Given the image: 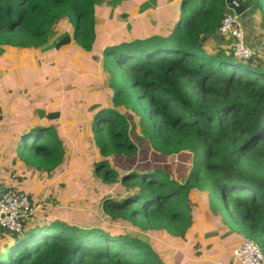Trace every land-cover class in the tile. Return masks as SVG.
I'll return each mask as SVG.
<instances>
[{"label": "trees", "instance_id": "1", "mask_svg": "<svg viewBox=\"0 0 264 264\" xmlns=\"http://www.w3.org/2000/svg\"><path fill=\"white\" fill-rule=\"evenodd\" d=\"M246 1L264 8V0ZM122 2L0 0V51L42 49L54 28L64 24L66 32L54 49L74 43L83 53L94 52L98 7ZM228 11L227 0H184L170 35L123 42L113 36L103 50L114 107L136 115L141 134L157 154H193L185 180L162 169L120 176L110 160L134 157L138 147L127 115L109 107L96 112L89 128L98 157L104 158L94 162L93 174L106 191L118 183L129 190L121 200L106 199L102 209L136 231L185 239L193 228L192 200L198 190L219 203L211 211L224 215V225L252 238L264 252V62L237 59L230 50V55L225 49L214 55L206 50ZM3 115L1 109L0 119ZM45 117L7 147L10 178L18 183L7 189L28 194L35 209L32 197L40 186H22L33 176L40 183L54 180L70 155L60 128L55 121L43 122ZM0 234V264H166L148 242L130 233L82 228L61 219L18 235Z\"/></svg>", "mask_w": 264, "mask_h": 264}, {"label": "rangeland", "instance_id": "2", "mask_svg": "<svg viewBox=\"0 0 264 264\" xmlns=\"http://www.w3.org/2000/svg\"><path fill=\"white\" fill-rule=\"evenodd\" d=\"M106 16L107 13L103 15L104 18ZM57 29L56 26L42 49L20 52L18 49L4 47L0 51V109L4 111L0 122L5 117L18 119L15 125L0 124V129L8 135L3 138L0 132V143L4 144H0L3 146L0 147L1 156L8 151L4 147L11 144L15 135H21L25 131L17 132L19 128L31 130L37 124L40 125L41 115L46 116L43 122L55 121L61 130L63 142L69 147L68 165L54 180L42 185V196L32 197L34 205L51 204L56 207L55 199L66 197L70 205L62 209L58 207V217L82 228L105 227L107 230H115V233H130L148 242L164 263L180 264V251L193 248L191 233L185 239L172 238L166 232L149 236L136 231L131 224L104 214L102 203L106 199L121 200L129 195V190L118 183L106 191L101 179L94 176V162L104 158L98 157L89 128L94 115L102 107L114 108L127 115L131 125L130 135L138 147V154L125 158L115 156L110 160L120 176L136 171L141 173L144 170L162 169L173 178L184 181L193 164V154L185 152L175 157H164L153 151L149 141L140 132L136 115L129 110L114 107L110 76L103 69V49L96 48L95 44V52L83 53L73 43L56 50L53 48L54 42L65 33L64 30L59 33ZM106 29L109 30L102 27L97 36V40L104 37L103 43L110 36H104ZM3 172L5 167L0 166V174H4ZM87 174L91 175L88 180ZM194 193V205L206 201L204 204L209 205L212 210L218 207L219 203H213L210 197L207 200L206 195L198 190H194ZM36 213L49 219L54 215V212L51 216L40 211ZM236 234L237 237H246Z\"/></svg>", "mask_w": 264, "mask_h": 264}, {"label": "crops", "instance_id": "3", "mask_svg": "<svg viewBox=\"0 0 264 264\" xmlns=\"http://www.w3.org/2000/svg\"><path fill=\"white\" fill-rule=\"evenodd\" d=\"M242 1L249 4V7L246 8L242 15L243 22H241L245 31V41L254 52L255 58L264 62V8L254 9L249 2L246 0ZM183 2L184 0H123V2L117 4V6H109L107 3L100 5L96 12V19L99 21L98 28L99 31L102 27L108 28L109 30L106 29V32L104 31V36L107 34L110 36H108L107 41L104 43L103 36V39L99 38L96 40V48L101 47V49L104 50L107 45H110L113 36L116 37L119 42H123L145 39L152 36L164 37L170 35L181 17ZM227 6L230 10L227 13L236 14L228 3ZM105 13H107L106 18L103 17ZM236 15L238 16V14ZM57 27L59 33L63 30L66 32V26L64 24L61 26L58 25ZM99 31L97 36L100 33ZM220 49L227 50L226 53L228 54L229 50L232 51L233 48L228 40L220 37L217 33L215 37L210 38L206 42V50L214 55L217 54ZM2 117H4V115ZM2 120L3 119H0V121ZM17 120V118L5 117V120L0 122V124L3 123L7 126L12 124L15 125ZM3 130L6 131V128ZM19 130L23 129L19 128L17 132ZM0 132L3 138L8 137L7 133L3 132L1 129ZM15 137L17 138L18 134H16ZM0 144L4 146L3 143ZM7 147L6 145L4 148L8 151H6L3 156L0 154V166H2V168L3 166L5 167L4 174H0V194H2V187H5L7 190L8 186L18 184L10 178L11 174H9L10 170L8 167H11L12 160ZM17 175L20 174L18 173ZM44 180L45 181L40 183V178L38 176H33L31 180L27 181L22 187L24 189H29L33 188V185L40 186L38 195L42 196V185L47 182V179ZM206 199H209L208 195H206ZM55 202L54 204H57L56 207H53L51 204H46L44 206L35 205V212L40 211L49 216L54 212V215L49 219L48 217L46 218L45 215L42 216L36 213L25 223V228H34L56 219L65 220L58 217L59 212L57 208H66L70 205V202L62 200V203L59 204L56 199ZM205 202L206 201L194 205L193 228L190 231L194 244L192 249L188 248L180 251V264H234V251L245 238L241 235L237 237L236 233L232 232L224 225L222 215L220 213H213L211 207L204 204ZM70 223L72 222L70 221ZM72 224L76 225L75 223Z\"/></svg>", "mask_w": 264, "mask_h": 264}, {"label": "built area", "instance_id": "4", "mask_svg": "<svg viewBox=\"0 0 264 264\" xmlns=\"http://www.w3.org/2000/svg\"><path fill=\"white\" fill-rule=\"evenodd\" d=\"M217 33L230 42L232 52L237 59L255 58L254 52L245 41V31L236 14H225ZM34 214L35 207L28 194L12 189H7L4 194H0V230L11 235L22 234L26 220L32 218ZM237 263L264 264V252L253 240L245 238L234 251V264Z\"/></svg>", "mask_w": 264, "mask_h": 264}, {"label": "water", "instance_id": "5", "mask_svg": "<svg viewBox=\"0 0 264 264\" xmlns=\"http://www.w3.org/2000/svg\"><path fill=\"white\" fill-rule=\"evenodd\" d=\"M227 3L229 4L230 8H232L234 10V12L236 14H238L239 16V20L241 22H243V13L246 10L247 7H249V4L246 2H243L242 0H228ZM233 50V49H232ZM228 54L230 55V52H228ZM2 194L5 193L6 188L2 187ZM29 220H26V222H28Z\"/></svg>", "mask_w": 264, "mask_h": 264}]
</instances>
